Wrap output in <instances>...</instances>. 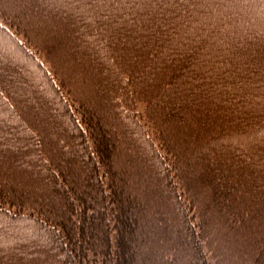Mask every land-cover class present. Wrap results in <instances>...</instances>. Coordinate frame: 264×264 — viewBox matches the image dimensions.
I'll return each instance as SVG.
<instances>
[{
  "label": "trees",
  "instance_id": "obj_1",
  "mask_svg": "<svg viewBox=\"0 0 264 264\" xmlns=\"http://www.w3.org/2000/svg\"><path fill=\"white\" fill-rule=\"evenodd\" d=\"M0 5V264H264V0Z\"/></svg>",
  "mask_w": 264,
  "mask_h": 264
},
{
  "label": "rangeland",
  "instance_id": "obj_2",
  "mask_svg": "<svg viewBox=\"0 0 264 264\" xmlns=\"http://www.w3.org/2000/svg\"><path fill=\"white\" fill-rule=\"evenodd\" d=\"M6 6V5H5ZM248 6V5H247ZM5 10H7V11H5ZM241 10L244 12V15H248V8L247 7H245L244 5L242 6V8H241ZM9 11V12H8ZM255 12H256V10H255ZM10 13V8L9 7H7L6 6V9H4V6L3 5H0V21H4V20H8L9 22H11L10 24H12V26L15 28V30H17V28H16V26L15 25H17L16 23H15V20L13 21V20H11V19H9V16H8V14ZM259 21H261V22H258V23H256L255 25H252L253 23H250L249 24V27L251 28V29H253V30H256V31H258V28H264V19L263 20H259ZM261 23H263V24H261ZM23 38V37H22ZM27 38V37H26ZM24 40H26L25 38H24ZM29 40V39H28ZM31 42V41H30ZM32 43V42H31ZM42 56H44V55H42ZM51 69H53L52 67H51ZM60 69H62L63 70V68H61L60 67ZM254 83H255V79H254ZM214 99V98H213ZM219 103H221V102H219ZM212 104V103H211ZM136 106H137V110H136V112H138V114L134 111V113L135 114H137L139 117H142V114H144L145 115V113H144V107L146 106V104H145V102H138V104H136ZM211 109V108H210ZM214 109H215V107H214ZM255 112L257 111V110H254ZM142 112V113H141ZM259 112V120L260 121H262L263 120V117L262 116H264V113L262 112L261 113V111L259 110L258 111ZM141 114V115H140ZM213 116H218V117H221L222 116V114H214ZM154 121H155V119H154ZM155 124V123H154ZM196 128V131L197 132H199V128H197V127H195ZM197 136V135H196ZM205 145V144H204ZM226 160V159H225ZM225 163H227L226 161H224ZM225 165V164H224ZM232 180V179H231ZM232 183H233V181H232ZM228 184V188L230 189V190H232L233 191V189L235 188V187H233V185L232 184H230V183H227ZM242 184L244 185L245 184V182H242ZM237 186H242L241 185V183H238V184H236ZM235 186V185H234ZM206 188H204V190H205ZM211 190H209V191H211V193L213 192V190L215 189V188H210ZM202 190H203V188H202ZM235 191V190H234ZM218 199H220L219 198V195H218Z\"/></svg>",
  "mask_w": 264,
  "mask_h": 264
},
{
  "label": "bare ground",
  "instance_id": "obj_3",
  "mask_svg": "<svg viewBox=\"0 0 264 264\" xmlns=\"http://www.w3.org/2000/svg\"><path fill=\"white\" fill-rule=\"evenodd\" d=\"M3 1H6V2H7V0H3ZM37 45H38V46H39V45H40V46H44V43H42V42H41V43H37ZM56 55H57V56H61V55H62V52H60V54H56ZM41 60L43 61L44 64H47V63L44 61V59L41 58ZM75 82L78 83L79 81L76 79ZM212 162H214V160H212ZM211 165H213V164H211ZM221 231H224V230H221ZM217 233H218V234L220 233V230H219V229H218V232H217Z\"/></svg>",
  "mask_w": 264,
  "mask_h": 264
}]
</instances>
